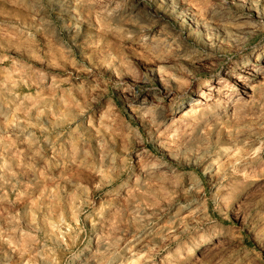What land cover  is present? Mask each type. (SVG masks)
I'll return each mask as SVG.
<instances>
[{
    "label": "rangeland",
    "instance_id": "obj_1",
    "mask_svg": "<svg viewBox=\"0 0 264 264\" xmlns=\"http://www.w3.org/2000/svg\"><path fill=\"white\" fill-rule=\"evenodd\" d=\"M0 264H264V0H0Z\"/></svg>",
    "mask_w": 264,
    "mask_h": 264
},
{
    "label": "bare ground",
    "instance_id": "obj_2",
    "mask_svg": "<svg viewBox=\"0 0 264 264\" xmlns=\"http://www.w3.org/2000/svg\"><path fill=\"white\" fill-rule=\"evenodd\" d=\"M234 91H236V87H234V89H233ZM205 97L204 96H199V97H197L195 100H203ZM198 102V101H197ZM195 103V102H194ZM186 110H188L187 111V113H185L186 115H190V116H198V115H200L201 114V111L200 110H202V108H201V104H198V105H191V106H189Z\"/></svg>",
    "mask_w": 264,
    "mask_h": 264
}]
</instances>
